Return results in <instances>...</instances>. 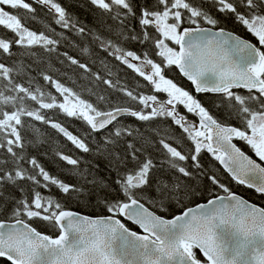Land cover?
I'll return each instance as SVG.
<instances>
[{
  "label": "snow or ice",
  "instance_id": "1",
  "mask_svg": "<svg viewBox=\"0 0 264 264\" xmlns=\"http://www.w3.org/2000/svg\"><path fill=\"white\" fill-rule=\"evenodd\" d=\"M88 3L99 10L94 20L98 27L84 25L57 0H0V26L13 34L12 39L0 37V55H14L13 46L25 50L21 55L35 56L32 49L37 47L57 52L68 40L64 30L70 31L138 74L151 94L92 73L127 98L121 102L95 94L93 103L47 73H41L42 79L54 93L39 83L34 86L31 65L23 61L13 66L0 62V207L15 218L14 223L0 220V257L11 264H264V207L230 191L200 160L206 150L237 184L264 195V0H154L150 6L135 0ZM33 4L46 8L62 31L51 25L42 31L31 29L28 22L37 19ZM217 14L244 27L257 43L218 27ZM120 41H151V55L159 62L148 51L138 54ZM69 43L79 47L81 55L89 54L88 46ZM58 55L91 72L87 63L67 51ZM100 62L107 70L108 64ZM171 66L191 82L194 93L217 94L216 107H224L242 126L215 118L193 91L166 75ZM17 77L26 80L17 82ZM161 93L166 100L158 99ZM129 102L135 107L123 106ZM100 103L106 107H98ZM45 110L81 120L88 136L105 135L90 146ZM187 114L199 118L198 126ZM125 117L134 118L136 125L125 122ZM157 121H170L169 127L178 128L192 146L187 151L174 146L180 140L168 128L152 127ZM34 122L55 129L82 153L104 156L114 179L81 169L80 157L63 152L56 156L71 166L76 182L51 174L28 152L29 146L41 143ZM22 130L25 134L30 130L32 139L26 140ZM234 138L245 142L260 162L237 147ZM205 178L227 195L213 196L171 219L145 206L164 212L183 206L202 195ZM53 186L64 198L97 201L109 215L91 218L66 210L59 199L40 191ZM122 218L139 226L142 234ZM36 219L58 228L55 238L33 227L30 221Z\"/></svg>",
  "mask_w": 264,
  "mask_h": 264
},
{
  "label": "trees",
  "instance_id": "2",
  "mask_svg": "<svg viewBox=\"0 0 264 264\" xmlns=\"http://www.w3.org/2000/svg\"><path fill=\"white\" fill-rule=\"evenodd\" d=\"M57 2L61 3V5L64 6L68 10V12L77 17L84 25L88 27H98L94 23V20L95 17L100 14L99 10L89 4L88 0H57ZM135 2L140 4H147L150 6L154 2V0H135ZM33 7L36 8L35 15L37 19L35 21L28 22V26L31 29L42 31L44 30L45 25H51L52 27L56 28L57 32L62 31L59 26L54 24L52 16L48 14L46 8H41L36 4H33ZM217 18L220 19V24L218 25V27H224L226 30L243 37L248 34L244 27L234 23L231 18L225 19L219 14H217ZM109 22L111 23V21ZM187 25L188 24H185L184 26ZM64 31L65 35L68 37V40L62 41L61 45L58 47L57 52L48 53L45 50L37 47L32 49V51L36 53L35 56L21 55V53L25 50L18 46H13L12 52L14 53V55L10 57L7 55H0V62H3L9 66H13L14 62L23 61L25 65H31V68L28 69V71L31 76L35 77L34 86L35 83H39V85L42 86L43 90L52 91L54 93V89L50 88L47 85V82L42 79L41 73H47L49 75H52L54 79L60 80V82L65 84L67 87H71L73 91L79 93L83 99L90 100L93 103H97L95 94L110 96L113 101L119 100L121 102H124L127 98L119 92L108 89L106 85H104L100 81H97L92 73H99L105 79H112L114 81L119 80L122 85H127L130 89L141 91L146 94H151L149 89L147 87H144L145 81H143V78H140L138 74L134 73L126 66L120 64L119 61H116L111 56H107L95 45L89 43V40L81 38L73 32L66 30ZM100 31L102 35H108L107 32H103V30ZM139 31V27L137 26V32ZM0 37L12 39L13 34L10 31L6 30L3 26H0ZM112 38L116 39L115 36H113ZM69 42H73L76 45L88 46L89 54L81 55L79 47H72L70 46ZM120 43L125 48L136 51L138 54L144 51H148L151 58L159 62V57L151 55V53L153 52L151 41L145 44H141L137 41H120ZM65 51H67L69 55L80 59L81 62L87 63L91 69V72H85L83 69L78 68L76 65H72L69 61H67L65 57H63V55H58V53L62 54ZM101 60H104L108 64L107 70L101 64ZM61 61H63V63H61ZM109 72L112 73L111 76H109ZM166 75L169 78L173 79L174 82H176L181 87L192 91L190 84L179 76L173 66H171L170 70L166 72ZM25 80L26 77H17V82L23 83ZM137 84L141 85V87L137 88ZM89 89H91V91H89ZM194 95H196L197 98L201 100L204 106L208 108L210 113L219 121L226 124H235L237 119H230L228 117V112L224 107H216V104L220 101V97L217 94L196 93ZM158 98L161 100H165L166 96L164 93H161L158 94ZM29 104L32 107L37 106L32 102H29ZM97 106L100 108L106 107V105L103 103H100ZM123 106L135 107V105L131 104L130 102L124 104ZM180 111L185 112L183 108H181ZM45 112L48 117L56 122L61 123L69 131L73 132V134L80 135L82 138H85L86 142L90 143V146L94 147L96 142L105 135V133L101 132L99 135L93 133L91 134V136H88L87 126L81 120L66 117L64 114L56 110H45ZM188 116L189 115L187 114V117ZM28 119L29 118H25V120ZM125 122L133 125H136L137 123L134 118L127 117H125ZM34 123L36 125V128L39 129V139L41 143H38L34 146H29L28 152L31 155H36L40 163L43 164L46 170H48L51 174L58 176L60 179H63L66 182H76L75 178L70 175L71 166L67 165L66 162L60 161L56 156L57 152H63L64 154L71 155L74 158L80 157L82 159L80 165L81 169L87 168L92 171L97 177H104L109 181L114 179L115 173L109 171L108 162L104 156H99L95 153H82L79 150L75 149L74 146L55 129H52L48 125H44L41 122ZM170 123V121H157L156 124L152 125V127H155L158 124L162 129L168 128V131L180 140V144L176 145L173 141L170 142H173L174 146H178L180 150L187 151V149L192 146L191 142L186 138L181 137L180 130L178 128L169 127ZM141 130H143V126H141ZM22 135H25L26 140L32 139L30 130L27 134H25L22 130ZM153 139H156V137L153 136ZM200 160L205 169L209 173L215 174L220 182L225 184V186L228 187L230 191L242 196L249 202L257 204L260 207H264V196L233 182L218 166L216 160L209 156L207 152L202 151ZM96 165H99V167L96 168ZM200 187L202 195L193 197L191 200H186L183 206L173 205L166 212L158 211L155 207H151L148 204H146L145 206L150 207V209L153 211H157V214L164 215L165 217H170L176 213H179L180 210L184 207L191 206L198 202H203L209 197L224 192L223 189H220L218 186H212L206 178L201 182ZM9 191L12 190L9 189ZM40 191L45 195H51L54 198L59 199L60 202L64 205L65 209L74 210L76 212L89 216H102L109 214L103 208V206L95 200L89 201L88 199L81 198L79 201H77L74 199L62 197L54 186L50 189H40ZM13 219L15 218L11 216V213L9 211H7L3 207H0V220L9 221ZM122 222H124L130 229H136L135 226L128 222L123 220ZM30 223L33 227L37 228L38 231L50 236L55 234L57 231V229L53 227L52 224L46 221L36 219L30 221ZM0 264L9 263L0 258Z\"/></svg>",
  "mask_w": 264,
  "mask_h": 264
},
{
  "label": "water",
  "instance_id": "3",
  "mask_svg": "<svg viewBox=\"0 0 264 264\" xmlns=\"http://www.w3.org/2000/svg\"><path fill=\"white\" fill-rule=\"evenodd\" d=\"M202 27H211V26H207V25H201ZM185 27H187V26H185ZM192 27H195V26H192ZM213 30L215 31V30H218V28H213ZM235 34V33H234ZM177 47V49H178V46H176ZM174 68L176 69V71H177V73L184 79V80H186L187 82H189L190 83V85H191V87H192V90H193V92H194V86L191 84V82L190 81H188L187 80V78L186 77H184L183 76V74L179 71V68H177L176 66H174ZM198 117H196V121L194 122V121H192L194 124H197V126H198ZM217 164H218V166L223 170V172L231 179V176H230V174L226 171V169L224 168V166L222 165V164H220L219 163V161H217ZM232 180V179H231ZM233 182H235L234 180H232ZM236 183V182H235ZM237 184V183H236ZM240 185V184H239ZM243 187H246V188H248L247 187V185H242ZM248 189H250V188H248ZM251 190H253V191H255L254 189H251ZM227 195V193H220V194H217V195H215V196H226ZM238 195V194H237ZM260 195H262V194H260ZM240 196V195H239ZM262 196H264V195H262ZM213 197V196H212ZM212 197H209L208 199H211ZM242 197V196H241ZM243 198V197H242ZM208 199H206L205 201H203V202H198V203H196V204H193V205H191V206H188V207H192V208H194V207H196V205L197 204H206L207 203V200ZM243 199H245V198H243ZM246 200V199H245ZM248 201V200H247ZM250 203H252V202H250ZM254 204V203H253ZM257 205V204H256ZM259 206V205H258ZM188 207H184L182 210H180V212L179 213H176V214H174V215H178V214H181L182 213V211L183 210H186V208H188ZM66 210H69V211H73V212H76V211H74V210H70V209H66ZM151 210V209H150ZM76 213H78V214H80V215H82V216H89V215H86V214H82V213H79V212H76ZM109 215V214H108ZM174 215H172V216H170V217H165V218H168V219H171V218H173V216ZM102 216H107V215H102ZM89 217H91V218H97V217H101V216H89ZM14 220L15 219H13V220H9V221H6L7 223H14ZM122 220H124V221H126V222H128V223H130V224H132V225H134L131 221H128L126 218H122ZM135 227H136V230H134V231H137L138 233H141L142 234V232H143V230L142 229H140L139 228V226H137V225H134ZM133 230V229H132ZM58 228H57V233H56V235L58 234ZM44 234V233H43ZM56 235H54L53 237L55 238V236ZM0 258H2V259H4L5 261H7L9 264H11V262L10 261H8L7 260V258L6 257H0Z\"/></svg>",
  "mask_w": 264,
  "mask_h": 264
},
{
  "label": "flooded vegetation",
  "instance_id": "4",
  "mask_svg": "<svg viewBox=\"0 0 264 264\" xmlns=\"http://www.w3.org/2000/svg\"><path fill=\"white\" fill-rule=\"evenodd\" d=\"M241 37H242V38H245V39H248V40H249L250 42H252V43H257V41L252 37V35H251L250 33H248L245 37H243V36H241ZM174 46H175V45H174ZM175 47H176V46H175ZM190 87H191V85H190ZM191 90H192V87H191ZM192 91H193V90H192ZM193 94H196V93L193 92ZM188 115H189V116H188V119H189V120L194 121V122L196 121V116H195L194 114H188ZM231 125L238 126V127L242 126V125L240 124V122L237 121V120H236L235 124H231ZM233 143H235V144L237 145V147L241 148V150L244 151L246 155L251 156L253 159H256L257 162H260L259 159H258V157L255 156L254 152H253V151H252V150L246 145L245 142L239 140L238 138H234V139H233ZM203 151L207 152L206 150H203ZM207 154H208L209 156H211L213 159H215V158L212 156L211 153H208V152H207ZM216 162H217V161H216ZM54 235H56V233H55ZM54 235H52V236H54Z\"/></svg>",
  "mask_w": 264,
  "mask_h": 264
},
{
  "label": "rangeland",
  "instance_id": "5",
  "mask_svg": "<svg viewBox=\"0 0 264 264\" xmlns=\"http://www.w3.org/2000/svg\"><path fill=\"white\" fill-rule=\"evenodd\" d=\"M28 2H31V0H28ZM202 25H203V24H202ZM165 96H166V99H167V95H166V94H165ZM158 99H159V98H158ZM166 99H165V100H166ZM35 145H37V144H35Z\"/></svg>",
  "mask_w": 264,
  "mask_h": 264
}]
</instances>
